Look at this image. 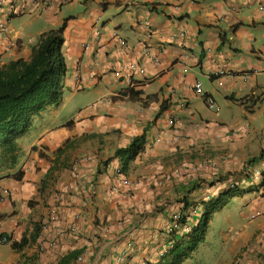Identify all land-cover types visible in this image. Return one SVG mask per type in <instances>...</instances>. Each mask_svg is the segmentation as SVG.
<instances>
[{
    "label": "crops",
    "instance_id": "obj_1",
    "mask_svg": "<svg viewBox=\"0 0 264 264\" xmlns=\"http://www.w3.org/2000/svg\"><path fill=\"white\" fill-rule=\"evenodd\" d=\"M9 1L0 67L65 24L66 76L60 103L33 117L34 137L16 140L13 159L0 151V264L71 253L68 264H170L184 228L233 188L241 195L211 214L198 246L217 217L216 264H264V0ZM144 133L119 185L115 152ZM176 213L189 226L170 234Z\"/></svg>",
    "mask_w": 264,
    "mask_h": 264
},
{
    "label": "trees",
    "instance_id": "obj_2",
    "mask_svg": "<svg viewBox=\"0 0 264 264\" xmlns=\"http://www.w3.org/2000/svg\"><path fill=\"white\" fill-rule=\"evenodd\" d=\"M64 27L65 24L56 30L41 34L32 46L31 55L27 60L18 59L0 67V151L7 157L14 158L16 140L28 132L33 117L61 101L63 80L66 76V64L61 51ZM71 124L72 122H68L66 125ZM145 143L144 133L133 138L127 148L115 152V157L121 162L123 173L143 152ZM20 177V171L13 175L17 180ZM262 179L264 187V175ZM239 195L241 192L237 188L223 192L202 215L200 223L190 228L187 241L182 242L184 241L182 238L181 243H175L170 252L174 260L170 264H180L187 259L203 241L211 214L223 207L228 200ZM187 220L188 216L182 215L179 226H189ZM76 257L77 253H71L58 264H68Z\"/></svg>",
    "mask_w": 264,
    "mask_h": 264
},
{
    "label": "rangeland",
    "instance_id": "obj_3",
    "mask_svg": "<svg viewBox=\"0 0 264 264\" xmlns=\"http://www.w3.org/2000/svg\"><path fill=\"white\" fill-rule=\"evenodd\" d=\"M37 119L39 120V118ZM36 128H38L37 125ZM30 137L33 138L34 135L32 133H27L22 138ZM27 143L28 142H26V144ZM1 161L2 160L0 158V162ZM234 206V204H230L226 210L233 209ZM223 226L224 224H222L221 219L218 221L216 217L213 222L211 220L210 225L208 226L205 241L198 246L197 250L183 264H216L218 259H224L225 257H222L221 255L223 250L221 249V240L219 238V232ZM217 255H220V257L218 258Z\"/></svg>",
    "mask_w": 264,
    "mask_h": 264
},
{
    "label": "built area",
    "instance_id": "obj_4",
    "mask_svg": "<svg viewBox=\"0 0 264 264\" xmlns=\"http://www.w3.org/2000/svg\"><path fill=\"white\" fill-rule=\"evenodd\" d=\"M22 0H10L9 1V7L10 10H13L16 6V4L18 2H20ZM32 3L34 5H38L39 7H43L46 8L48 6H50V0H31ZM1 27V25H0ZM198 93H200V95L204 98L205 104L208 107V109H214L215 106V102L212 98H210L209 96H205V94L202 92L201 86L199 84H196L195 88H194ZM115 175L116 177H118L119 179V185H123V186H127L129 185L128 180L126 179L124 173L121 171V169H116L115 170ZM255 178H258V174H255ZM112 192H117V186H114L112 188ZM8 197V192L3 191L1 196H0V202L4 201V199H6ZM182 215L180 213H176L171 217V226L168 228V233L172 234L174 232H177L179 230V223H180V219H181ZM49 220L51 222L55 221V211H51L50 216H49ZM184 231L189 232L190 228L186 227L184 228ZM7 239L4 237H0V244H5L7 243ZM52 245V244H51ZM121 261V258L117 259V262L119 263Z\"/></svg>",
    "mask_w": 264,
    "mask_h": 264
},
{
    "label": "clouds",
    "instance_id": "obj_5",
    "mask_svg": "<svg viewBox=\"0 0 264 264\" xmlns=\"http://www.w3.org/2000/svg\"><path fill=\"white\" fill-rule=\"evenodd\" d=\"M2 194V193H1ZM7 239V238H6ZM7 241H8V239H7Z\"/></svg>",
    "mask_w": 264,
    "mask_h": 264
}]
</instances>
